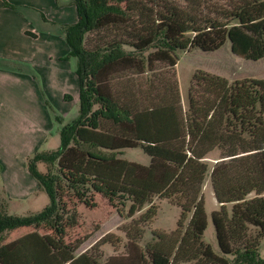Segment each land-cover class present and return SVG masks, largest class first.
<instances>
[{
	"label": "trees",
	"instance_id": "16d2710c",
	"mask_svg": "<svg viewBox=\"0 0 264 264\" xmlns=\"http://www.w3.org/2000/svg\"><path fill=\"white\" fill-rule=\"evenodd\" d=\"M71 2L76 22L63 39L76 59L78 115L60 128L56 150L26 161L46 206L0 215V235L39 225L54 235L32 231L0 244V264H264V80L228 84L198 73L183 110L175 73V53L212 52L227 42L236 56L263 59L264 0ZM137 147L151 158L148 167L117 157ZM207 174L219 207L212 213L219 255L203 241ZM61 183L83 204L99 194L128 205L127 218L147 209L125 229L126 257L100 263L94 247L77 254L63 242L77 217L60 201ZM159 199L181 209L177 229L154 234L153 245L138 251L140 226L156 215ZM114 240L104 236L95 246Z\"/></svg>",
	"mask_w": 264,
	"mask_h": 264
},
{
	"label": "rangeland",
	"instance_id": "374dc122",
	"mask_svg": "<svg viewBox=\"0 0 264 264\" xmlns=\"http://www.w3.org/2000/svg\"><path fill=\"white\" fill-rule=\"evenodd\" d=\"M5 7L11 12L18 13L20 15L26 14L23 7L12 6L8 3L5 4ZM92 38L93 36H89L88 39ZM153 50L154 49H151L149 52H152ZM175 55L177 62L175 73L183 110L187 109L190 84L194 75L198 73L219 77L225 80L228 84L245 79L264 80V58L258 61L245 60L231 52L230 44L228 42L220 49L212 52H203L194 48L185 54L175 53ZM66 61L68 72L73 74L76 59L68 55ZM15 65L18 66L17 64ZM20 69L26 71L27 75L36 84H39V78L29 68H23L22 65ZM26 95L29 96L26 91L21 93L22 107H26L29 104V100ZM42 96L43 98L45 97V95ZM64 100H68V97H64ZM43 101L46 112L52 117L51 120L53 129L50 131V138L48 142L46 145L41 147L38 152L43 150H56L59 146L60 128L70 122L73 118H76L78 115V103L76 104V108L71 110L70 113L63 118L46 99H43ZM3 118V125L0 126L4 129V132L0 131L1 145L8 146V142L12 145L13 139L15 141V148L18 146V142L22 145L24 139L20 132H17L15 128L13 129L11 121L7 124L8 115ZM11 145L10 149H12ZM117 157L142 167H148L151 162V158L145 154L140 147L126 149ZM37 170L44 173L46 166L42 163L37 164ZM4 182L6 183L11 181H3V183ZM13 182L19 187L25 184L21 178L19 180H13ZM59 187L62 189L59 192L61 203L64 205L66 210L74 211L77 217L75 226L64 228V236L62 238L63 242L65 244L76 245L77 254L85 250L89 251V248L94 247L92 252H96L98 250V252L102 254V257L99 259L100 263L105 262L108 258H112L113 261H118V259L126 257L128 254L127 246L129 238L126 236L125 229H129L132 222L139 219V217L144 214L147 209L145 208L133 218H127L126 214L128 205H126L125 208H122L119 204L109 202L99 194H92L91 198H89V204H83L73 197L72 193L64 188L62 183ZM252 197L253 195L250 196V198ZM47 202L48 200L45 193L39 190L38 187L36 188L33 196L28 197L26 200H20L6 195L5 191L2 189V185L0 184V215L7 214L16 217L32 215L42 210L46 206ZM201 202L206 218V229L203 234V241L215 254L219 255L216 233L212 224V213L217 211L219 207L214 198L208 174L205 177L203 184ZM154 204L156 206V215L151 220L140 226L142 236L136 241L139 248L138 251L143 250L147 245H153V241L156 238L154 234H169L177 229L181 209L178 206L173 205L168 199L156 200ZM190 218L191 215L189 214L187 216L186 223H188ZM32 231L41 235H54L53 231L47 225H39L36 228L22 227L2 233L0 235V244L10 242ZM104 236L108 237V239H118L119 242L117 243L114 240V246H111L110 244L101 247H99V245L95 246L98 240ZM258 252L259 257L264 260V235L260 240ZM132 254H135L133 250Z\"/></svg>",
	"mask_w": 264,
	"mask_h": 264
},
{
	"label": "crops",
	"instance_id": "0c3cea01",
	"mask_svg": "<svg viewBox=\"0 0 264 264\" xmlns=\"http://www.w3.org/2000/svg\"><path fill=\"white\" fill-rule=\"evenodd\" d=\"M7 3L23 7L26 14L11 12ZM75 22L71 0H0V126L8 115L7 124L11 121L24 139L16 148L14 139L8 146L1 145L0 139V184L9 197L26 200L35 194L37 184L25 164L46 145L53 129L43 99L63 118L78 103L76 63L74 73H69V49L63 39L64 29ZM22 65L37 75L39 84L20 69ZM24 91L29 95L26 107L21 103ZM66 96L68 100H64ZM0 131L4 132L3 127ZM19 177L25 182L21 187L13 182Z\"/></svg>",
	"mask_w": 264,
	"mask_h": 264
}]
</instances>
